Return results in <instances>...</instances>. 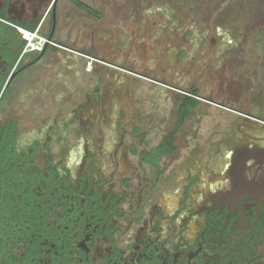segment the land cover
Masks as SVG:
<instances>
[{
    "label": "flooded vegetation",
    "instance_id": "1",
    "mask_svg": "<svg viewBox=\"0 0 264 264\" xmlns=\"http://www.w3.org/2000/svg\"><path fill=\"white\" fill-rule=\"evenodd\" d=\"M80 1L92 13L69 0H0V264H264L254 78L203 90L200 61L219 58L209 31L189 50L179 17L133 13L124 0L110 34L106 12ZM66 3L95 19L89 48L59 37ZM87 18L76 20L83 36ZM17 26L49 42L27 52ZM61 50L78 52V66L66 70ZM24 89L44 103L17 109Z\"/></svg>",
    "mask_w": 264,
    "mask_h": 264
},
{
    "label": "rangeland",
    "instance_id": "2",
    "mask_svg": "<svg viewBox=\"0 0 264 264\" xmlns=\"http://www.w3.org/2000/svg\"><path fill=\"white\" fill-rule=\"evenodd\" d=\"M85 1L106 12L107 20L113 24L108 27L110 34L115 32L117 20L113 14L116 15L119 2H124V0ZM126 2L133 3V7L127 5V8L133 13L164 15L171 12L177 18L179 17L181 21L178 20L177 29L188 28L194 34L191 39H186L189 50H191L192 44L196 43V35L201 34L204 30L209 31V36L215 38V46L212 49L217 51L219 58L212 59L205 55V59L200 61L201 75L199 74V77L205 81L203 90L206 89L205 87L210 81L220 82V89L225 88L224 77L234 78L233 81L239 77H252L256 83V86L252 84L255 91H250L247 99L250 103L257 104L255 109L258 112H263L264 0H140V6L137 4L139 0H125ZM107 26H103L102 29ZM63 54L66 55L65 52ZM59 60L58 58L56 63L60 64ZM237 64L238 69L234 68ZM40 75L43 78L48 76L45 70H41ZM68 76L69 73L66 77ZM212 78L214 79L210 80ZM153 87L156 90L163 89V86L158 84H153ZM38 89L36 92L32 91L33 93L24 89L23 93H19L18 98H15L14 106L17 104V109H20V105L26 103L27 98L32 99L35 104L38 103V100L44 103L45 100L41 99L43 97L38 98L41 93ZM227 93L232 99L238 96V92L234 91L231 86ZM167 98V94L159 92L156 94V103H159L163 111L168 113L172 108Z\"/></svg>",
    "mask_w": 264,
    "mask_h": 264
},
{
    "label": "crops",
    "instance_id": "3",
    "mask_svg": "<svg viewBox=\"0 0 264 264\" xmlns=\"http://www.w3.org/2000/svg\"><path fill=\"white\" fill-rule=\"evenodd\" d=\"M85 2H87V1H85ZM66 4L68 5L72 14L65 21L66 27H63L58 31L59 37H61V39L69 45H74L80 49L89 48L91 45V41H89V39H90V36H92V34H93L92 31L95 30V28H94V25L96 23L95 19L93 17H90V16L87 18L85 13L82 10H80L78 7H76L74 4H72V3H66ZM63 6H64L63 2L60 1L59 10H58L59 25L63 24V22H64L63 18L61 16L62 13H60ZM80 18H83L85 20L87 18V21H89V23H90V28L87 30V33H86V35L84 34V36L82 35L81 28L79 27V24L76 21L77 19H80ZM95 27H98V26H95ZM31 28H33V27H31ZM31 28H29V29H31ZM61 51H62L61 55H64L63 54L64 52L67 55V56L64 55V56H66V59H64V60H67L66 63L69 66L68 69H66V70H70V68L72 66H78L77 61H79V58H81V56L79 55L78 52H69L66 50H61ZM69 76L74 78V79H77V80H79L81 78L79 73L72 75L70 72Z\"/></svg>",
    "mask_w": 264,
    "mask_h": 264
},
{
    "label": "built area",
    "instance_id": "4",
    "mask_svg": "<svg viewBox=\"0 0 264 264\" xmlns=\"http://www.w3.org/2000/svg\"><path fill=\"white\" fill-rule=\"evenodd\" d=\"M16 29L25 42L24 50L27 52L41 51L49 42L44 35L39 33L38 26L31 29L17 26Z\"/></svg>",
    "mask_w": 264,
    "mask_h": 264
},
{
    "label": "trees",
    "instance_id": "5",
    "mask_svg": "<svg viewBox=\"0 0 264 264\" xmlns=\"http://www.w3.org/2000/svg\"><path fill=\"white\" fill-rule=\"evenodd\" d=\"M69 1L76 4L80 8L86 10L87 12L92 13L91 8L88 7L87 5H84L83 2H81L80 0H69ZM263 44H264V42H263Z\"/></svg>",
    "mask_w": 264,
    "mask_h": 264
}]
</instances>
